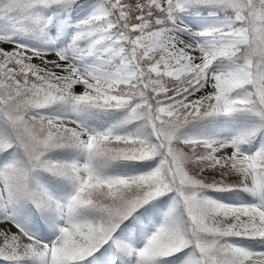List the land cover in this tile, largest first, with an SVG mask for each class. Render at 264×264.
I'll return each instance as SVG.
<instances>
[{
  "label": "snow or ice",
  "instance_id": "1",
  "mask_svg": "<svg viewBox=\"0 0 264 264\" xmlns=\"http://www.w3.org/2000/svg\"><path fill=\"white\" fill-rule=\"evenodd\" d=\"M0 264H264V0H0Z\"/></svg>",
  "mask_w": 264,
  "mask_h": 264
}]
</instances>
